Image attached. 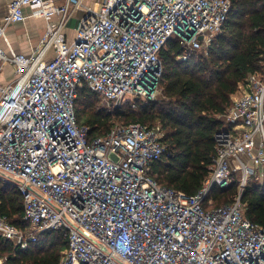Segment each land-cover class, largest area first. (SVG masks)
Listing matches in <instances>:
<instances>
[{"label": "built area", "instance_id": "built-area-1", "mask_svg": "<svg viewBox=\"0 0 264 264\" xmlns=\"http://www.w3.org/2000/svg\"><path fill=\"white\" fill-rule=\"evenodd\" d=\"M231 7V0L98 7L12 0L0 24V71L11 64L16 75L0 86V179L23 196L28 228L0 214V238L24 250L40 234L62 231L68 245L60 264H264V226L246 217L243 201L249 181L264 172V72L250 74L221 115L227 128L215 134L214 162L193 195L153 174L167 149L160 124L119 123L91 138L76 111L84 86L112 108L156 99L167 42L181 38L184 59L207 49ZM27 8L45 21L40 44L30 55L8 54L1 41ZM76 16L69 39L66 25ZM234 180L232 202L214 207L212 190Z\"/></svg>", "mask_w": 264, "mask_h": 264}, {"label": "trees", "instance_id": "trees-1", "mask_svg": "<svg viewBox=\"0 0 264 264\" xmlns=\"http://www.w3.org/2000/svg\"><path fill=\"white\" fill-rule=\"evenodd\" d=\"M229 17L209 47L190 51L183 58L182 39L173 37L160 53L162 68L156 99L126 102L106 109L100 98L84 86L76 111L79 123L88 126L90 137L107 134L116 123L160 124L167 149L153 165L157 181L193 195L202 187L216 156L215 134L227 128L221 117L252 73L264 72V0H231ZM238 192L234 180L228 187H215L213 206L232 202ZM245 215L264 226V179L253 177L243 194ZM0 214L20 229L24 220L23 196L0 179ZM68 245L62 231H47L28 249L0 238L3 264H60Z\"/></svg>", "mask_w": 264, "mask_h": 264}, {"label": "crops", "instance_id": "crops-1", "mask_svg": "<svg viewBox=\"0 0 264 264\" xmlns=\"http://www.w3.org/2000/svg\"><path fill=\"white\" fill-rule=\"evenodd\" d=\"M62 1V0H58ZM102 0H84L89 6L98 7ZM12 0H0V24L5 21L9 6ZM81 11L77 12L79 16ZM25 21L11 24L1 41V45L8 54L23 53L30 55L39 46L40 39L45 31V21L33 17L31 10H25ZM77 18V16H76ZM75 29V28H74ZM68 30H66V33ZM53 51H49L47 58L53 56ZM16 78L14 67L11 64H5L0 71V86H9ZM236 96V94L234 95ZM233 96V98H234ZM260 180L264 179V172L260 174Z\"/></svg>", "mask_w": 264, "mask_h": 264}, {"label": "rangeland", "instance_id": "rangeland-1", "mask_svg": "<svg viewBox=\"0 0 264 264\" xmlns=\"http://www.w3.org/2000/svg\"><path fill=\"white\" fill-rule=\"evenodd\" d=\"M81 16V15H79ZM78 22H79V19L78 17H73L69 22L68 24L66 25L67 27V32H68V36H69V39H73L74 37V28H76L78 26ZM101 100V99H100ZM100 105L106 109H111L112 106H108L103 100H101L100 102ZM116 124H119V123H116Z\"/></svg>", "mask_w": 264, "mask_h": 264}, {"label": "water", "instance_id": "water-1", "mask_svg": "<svg viewBox=\"0 0 264 264\" xmlns=\"http://www.w3.org/2000/svg\"><path fill=\"white\" fill-rule=\"evenodd\" d=\"M192 34H193V32L191 33V35H192ZM191 35H189L188 38H190ZM199 38H200V39H203V36L200 35Z\"/></svg>", "mask_w": 264, "mask_h": 264}]
</instances>
